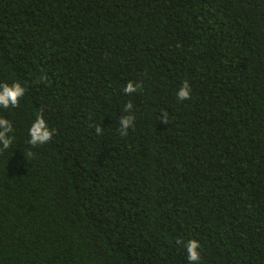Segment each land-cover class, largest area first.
Here are the masks:
<instances>
[{
    "label": "trees",
    "instance_id": "obj_1",
    "mask_svg": "<svg viewBox=\"0 0 264 264\" xmlns=\"http://www.w3.org/2000/svg\"><path fill=\"white\" fill-rule=\"evenodd\" d=\"M17 81L0 264H264V0H0Z\"/></svg>",
    "mask_w": 264,
    "mask_h": 264
},
{
    "label": "clouds",
    "instance_id": "obj_2",
    "mask_svg": "<svg viewBox=\"0 0 264 264\" xmlns=\"http://www.w3.org/2000/svg\"><path fill=\"white\" fill-rule=\"evenodd\" d=\"M43 79V77H42ZM141 87L139 82L129 81L124 86V92L126 94H132L139 90ZM26 88L20 82L2 83L0 84V107L4 109L16 108L20 104L21 98L25 95ZM177 99L180 101L188 100L191 98V85L187 80H185L182 86L178 89ZM133 104L131 101L125 104L123 111L127 113L126 115H121L119 119V132L121 136H126L128 134V129L134 126L135 117L132 114ZM165 123H167V116L162 115L160 117ZM95 132L97 134L103 133V126H96ZM54 129L50 128L47 120L43 115H37L36 118L31 123L28 135L29 140L28 144L35 147L37 145H43L48 143L54 133ZM14 132L13 123L0 116V145L2 149H8L14 140V135H11ZM201 244L199 241L192 239L189 240L186 244L187 259L189 264H198L201 259Z\"/></svg>",
    "mask_w": 264,
    "mask_h": 264
}]
</instances>
